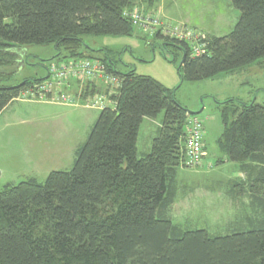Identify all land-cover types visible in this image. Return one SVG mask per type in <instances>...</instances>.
Returning a JSON list of instances; mask_svg holds the SVG:
<instances>
[{
    "label": "trees",
    "instance_id": "obj_1",
    "mask_svg": "<svg viewBox=\"0 0 264 264\" xmlns=\"http://www.w3.org/2000/svg\"><path fill=\"white\" fill-rule=\"evenodd\" d=\"M140 2L148 11L157 0ZM230 2L239 17L226 35L189 28L198 36L193 45L163 35L161 28L150 36L164 51L181 53V82L264 68V0ZM134 8L133 0H0V114L44 83L53 62L97 59L116 80L107 88L76 83L83 99L103 93L111 104L99 111L71 170L0 191V264H264V103H219L217 149L247 174L230 181L225 194L236 202L248 199L251 213L241 212L225 235L172 223L178 172L187 167L186 120L196 114L177 101L178 88L134 69L119 72L107 51L83 49V36L137 32L123 15ZM28 46L53 47L45 76L4 85L23 67L21 50ZM160 114L150 151L138 154L142 122Z\"/></svg>",
    "mask_w": 264,
    "mask_h": 264
},
{
    "label": "rangeland",
    "instance_id": "obj_2",
    "mask_svg": "<svg viewBox=\"0 0 264 264\" xmlns=\"http://www.w3.org/2000/svg\"><path fill=\"white\" fill-rule=\"evenodd\" d=\"M133 1L132 10L160 17L161 31L185 26L207 35L223 36L234 28L239 17L230 0H157L148 11L140 0ZM136 30L138 33L134 31L130 36H83V49L107 51L119 72L134 69L136 74L150 76L167 88H178L177 101L202 121L204 151L199 165L182 167L178 172V194L170 209V219L184 230H204L212 236L230 233L234 229V226L230 228L231 224L239 214H250L251 207L248 199L241 197V205L225 194L230 181L246 179L247 174L238 171L217 149L216 140L222 131L219 103L234 99L263 104L264 68L255 65L239 74L181 82L177 73L181 53L170 47L164 51L161 42L150 37V31L141 27ZM191 30L185 33L193 45L195 33ZM140 34H148L150 38L144 39ZM21 51L26 61L4 83L6 86L25 78L44 77L48 62L55 54L51 46H28ZM81 93H71L77 102L73 106L29 101L27 96H21L0 115V191L6 185L29 179L44 183L52 171L71 170L75 151L86 141L100 111L85 107L94 103H85L88 97L83 99ZM161 119L160 114L156 119L142 122L137 136L138 154L150 151Z\"/></svg>",
    "mask_w": 264,
    "mask_h": 264
},
{
    "label": "built area",
    "instance_id": "obj_3",
    "mask_svg": "<svg viewBox=\"0 0 264 264\" xmlns=\"http://www.w3.org/2000/svg\"><path fill=\"white\" fill-rule=\"evenodd\" d=\"M123 15L128 18L132 22L133 26L137 29L141 27L144 30L150 31V36L153 35L155 30H157L158 28H162V23L157 16L147 14L143 15L141 13L139 14L136 10L125 11ZM185 30L189 29L185 27H173L170 30L161 32L163 35H168L169 37L188 42V40L186 39L187 34L185 33ZM194 37L195 42L198 39V36L194 34ZM198 49L199 48L194 47L193 50L194 52H197ZM47 77L48 78L44 83L40 84L39 86L33 87L32 89L23 93L21 96H27L29 101L37 102L46 101L47 96H49L50 99L47 101L48 103H65L66 105H71L74 102L71 100L68 93L64 92V90L66 88H69L72 82H78L81 86L84 85L83 83L88 80H100L102 82H105L107 85H114L116 83V80L114 78L106 74L104 66L97 59H85L69 62L61 61L58 63L53 62L48 66ZM97 102L98 107L94 105H97L96 102L94 104H89L88 107L103 109L111 104V102L107 100L105 96H98ZM185 129V165L187 167H195L199 165L203 156L202 121L197 117H189L186 120Z\"/></svg>",
    "mask_w": 264,
    "mask_h": 264
},
{
    "label": "crops",
    "instance_id": "obj_4",
    "mask_svg": "<svg viewBox=\"0 0 264 264\" xmlns=\"http://www.w3.org/2000/svg\"><path fill=\"white\" fill-rule=\"evenodd\" d=\"M156 15V14H155ZM158 17V16H157ZM159 18V20L161 21V19H160V17H158ZM183 27H185V26H183ZM91 54H93V53H91ZM93 55H95V54H93ZM97 56V55H96ZM87 82H91L90 84H96L97 86L98 85H100V84H103V87H108L109 85H107L105 82H102V81H100V80H88V81H86L85 83H87ZM76 83H78V82H76ZM76 83H74V82H72L71 83V86L69 87V88H66L65 90H64V92H66V93H68V95L70 96V98L72 97V94H77L78 93V91H82V88H80ZM85 83H83L84 85H85ZM163 85V84H162ZM75 86V87H74ZM82 87V86H81ZM75 90H76V92H75ZM72 93V94H71ZM98 96H104L103 95V93H98L97 95L96 94H94L93 96H90V97H88L87 98V100H85V103H88V102H93V103H95L96 101H97V97ZM96 98V99H95ZM71 100H73L72 98H71ZM17 101V100H16ZM77 102L75 101L74 102V104H76ZM49 104V103H48ZM53 105H56V104H53ZM9 106H11V104L9 105ZM9 106L1 113V114H3L8 108H9ZM65 106H68V105H65ZM70 106H73V105H70ZM85 107H88V106H85ZM89 108V107H88ZM0 114V115H1ZM205 149H206V147H205ZM205 154H207V151L205 150Z\"/></svg>",
    "mask_w": 264,
    "mask_h": 264
},
{
    "label": "bare ground",
    "instance_id": "obj_5",
    "mask_svg": "<svg viewBox=\"0 0 264 264\" xmlns=\"http://www.w3.org/2000/svg\"><path fill=\"white\" fill-rule=\"evenodd\" d=\"M172 38V37H171ZM176 39V38H175ZM90 59H92V58H90ZM85 60V59H84ZM87 60V59H86ZM98 110H101V109H98Z\"/></svg>",
    "mask_w": 264,
    "mask_h": 264
}]
</instances>
